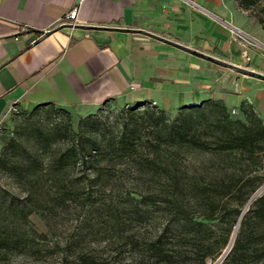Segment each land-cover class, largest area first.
Masks as SVG:
<instances>
[{
  "label": "rangeland",
  "instance_id": "obj_1",
  "mask_svg": "<svg viewBox=\"0 0 264 264\" xmlns=\"http://www.w3.org/2000/svg\"><path fill=\"white\" fill-rule=\"evenodd\" d=\"M178 1L224 26L241 60L187 53L186 73L158 97L13 104L0 120V238L15 245L0 240V264H153L163 227L161 264H219L228 254L264 190V129H254L255 145L225 147L244 128L220 118H264V0H218L223 16ZM77 137L97 142L89 161L71 159ZM210 207L204 223L182 217ZM21 208L31 209L27 223ZM250 215L245 264H264V221Z\"/></svg>",
  "mask_w": 264,
  "mask_h": 264
},
{
  "label": "crops",
  "instance_id": "obj_2",
  "mask_svg": "<svg viewBox=\"0 0 264 264\" xmlns=\"http://www.w3.org/2000/svg\"><path fill=\"white\" fill-rule=\"evenodd\" d=\"M198 1L223 16L218 0ZM74 5L77 22L60 24ZM187 53L242 55L224 26L178 0H0V120L15 103L158 97Z\"/></svg>",
  "mask_w": 264,
  "mask_h": 264
},
{
  "label": "trees",
  "instance_id": "obj_3",
  "mask_svg": "<svg viewBox=\"0 0 264 264\" xmlns=\"http://www.w3.org/2000/svg\"><path fill=\"white\" fill-rule=\"evenodd\" d=\"M244 1L247 3V2H252L254 0H244ZM42 104L43 103L37 104L33 108V110L39 108L40 107L39 105H42ZM244 112H245V117L247 119L245 121H242L239 118L232 119L228 116V114H224L221 116L220 118L221 122L225 124H231V125L235 123H239L244 128L243 130L244 132L242 134L235 136L234 138H232V141L230 142L229 141L225 142L226 144L225 143L222 144L223 146L229 147L233 145H236V146L246 145L248 141L250 144L256 143V141L254 140L255 138L252 136V133L254 129L255 130L257 128L264 129V118L255 114L252 110H244ZM151 113H153V111H151ZM134 126L135 125H133V128ZM133 128L131 130H133ZM231 142H233V144ZM258 147L260 149L263 148L261 146H258ZM97 149H98V146H97L96 141L88 142L82 139L81 137H77L75 141L71 144V159L74 160L75 162H81V163L89 161L92 155L94 154V152L97 151ZM251 150L252 151L255 150L254 146L251 147ZM263 178H264V175H263ZM253 189L254 188H251L249 191L251 192ZM250 192H248V195L250 194ZM247 197L248 196L246 195V198ZM8 201L9 203H15V204L18 203L12 197L8 198ZM251 202L253 204L251 208H249V210L246 213H244L240 218V229L237 232V235L235 237L234 243L230 251L219 264H245L246 262L245 257L248 255V250H247V247H245L243 243V237H244L243 233L246 230V227L248 226L251 213H253L254 216L264 221V190L261 192V194L253 198ZM240 211L241 210H238L237 216L239 215ZM29 213H31V209L21 208L20 217L24 221H26V223L28 222V219H29L28 218ZM213 213H214V209L210 207L209 211L206 210V212H202L200 214V218L198 220L195 218L196 216L193 214H189V215L187 214V216H182V217L186 218V220H192L198 223H204L203 219L212 218L214 215ZM260 232L264 235V223L260 229ZM164 235H165V227L161 228V230L157 233V235L151 240V245H153L154 248L156 249L155 254H154L155 258L153 260V264H161L162 261L165 260L164 259L165 257ZM228 239H229V234L228 236L224 238L222 243L218 245L216 251H218L222 246H224L227 243ZM0 240L5 241L6 243L9 242L10 244L15 245L14 240L11 235H6L4 236V238H0ZM262 249L264 250V244L262 246ZM95 261L96 260L94 258L89 257V260L87 259L86 262L80 263V264H96ZM200 264H205L204 257L201 259Z\"/></svg>",
  "mask_w": 264,
  "mask_h": 264
},
{
  "label": "built area",
  "instance_id": "obj_4",
  "mask_svg": "<svg viewBox=\"0 0 264 264\" xmlns=\"http://www.w3.org/2000/svg\"><path fill=\"white\" fill-rule=\"evenodd\" d=\"M190 2L196 4L197 6H200L196 1L194 0H189ZM78 18V6L74 5L72 6L64 15L63 20H61L59 23L60 24H67V25H73L77 22ZM232 31L235 30V28L231 29Z\"/></svg>",
  "mask_w": 264,
  "mask_h": 264
},
{
  "label": "bare ground",
  "instance_id": "obj_5",
  "mask_svg": "<svg viewBox=\"0 0 264 264\" xmlns=\"http://www.w3.org/2000/svg\"><path fill=\"white\" fill-rule=\"evenodd\" d=\"M207 12V11H206Z\"/></svg>",
  "mask_w": 264,
  "mask_h": 264
}]
</instances>
